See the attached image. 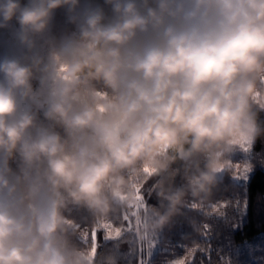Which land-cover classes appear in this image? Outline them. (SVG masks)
<instances>
[{
  "label": "clouds",
  "instance_id": "clouds-1",
  "mask_svg": "<svg viewBox=\"0 0 264 264\" xmlns=\"http://www.w3.org/2000/svg\"><path fill=\"white\" fill-rule=\"evenodd\" d=\"M0 30V264H100L129 225L151 244L264 135V0H0Z\"/></svg>",
  "mask_w": 264,
  "mask_h": 264
},
{
  "label": "rangeland",
  "instance_id": "rangeland-1",
  "mask_svg": "<svg viewBox=\"0 0 264 264\" xmlns=\"http://www.w3.org/2000/svg\"><path fill=\"white\" fill-rule=\"evenodd\" d=\"M87 2L102 6V0H81L82 5ZM15 27L16 26L13 25V28ZM73 30L74 26L68 23L66 12L63 9L58 10L55 13L54 21L51 27L52 34L58 37L61 34L71 32ZM17 47L18 45L12 35V32L8 30H0V57L15 51ZM230 159L233 168L230 171H225L219 175L218 186H216L213 191H239L233 195V198L238 203L237 204L235 202V207L237 208V206L240 205L242 211L245 212L246 188L254 172L260 168L264 169V135L258 137L249 149H238L235 151L231 155ZM224 206V203H213V201H211L205 206V208L213 209L217 211V214H221L219 209L224 208ZM146 207H148V205H146ZM233 207L234 206H232L231 209H233ZM83 213L84 211L75 210L71 213V218L78 223L81 228L88 227L90 224L88 214L83 215ZM237 215L238 212L232 216L231 220L234 222L235 230L242 225L245 219L241 216L235 220ZM78 220L82 222L87 221V223H80ZM211 225L216 226L215 224ZM230 225L232 224H229V226ZM229 226H224L222 230L227 231ZM206 230L207 232L209 231V229ZM222 230L220 227L216 228V234L218 237L214 239V242H223L224 239L221 234H219ZM96 242L98 245L97 253L100 264H105L106 257H110L113 264H168L169 261L182 259L186 255V264H192L196 259L198 251L197 248H193L192 255H188L189 250L185 252L172 253L170 256L164 255L168 248L163 240V232H161L158 236L153 237V242L151 244H147L138 241L136 232L131 225H129V230L124 231L119 237L113 238H109L107 231L101 229L96 233ZM156 257L159 258L156 260ZM246 258H249V261L246 260ZM221 261L222 262H219V264H223V256ZM246 261H248V264H264V234L247 242V244L241 247L240 250L235 252L232 261L233 264H244Z\"/></svg>",
  "mask_w": 264,
  "mask_h": 264
},
{
  "label": "trees",
  "instance_id": "trees-1",
  "mask_svg": "<svg viewBox=\"0 0 264 264\" xmlns=\"http://www.w3.org/2000/svg\"><path fill=\"white\" fill-rule=\"evenodd\" d=\"M102 6H104V0H102ZM105 10L108 11L107 8ZM259 120L262 126H264V112L260 113ZM153 183L154 181L150 180L145 185L143 197L146 205L158 207L159 202L152 191ZM183 183L181 173V175L176 177L174 185L180 187ZM238 192L213 191L211 201L213 203L221 202L225 204L224 208L219 209L221 214H217V211L213 209H206L205 206L203 208L196 207L189 197V202L193 206L184 209L185 214L177 217L171 227L163 230V240L168 248L164 255L170 256L172 253L185 252L187 250L192 251L193 248H197V256L192 264H195V261L196 264H219V262H222V256L224 257L223 264H233V257L237 250H240L241 247L252 239L264 234V169L260 168L254 172L246 188L245 212L242 211L240 205L237 208L235 207L237 202L233 198V195ZM232 206H234L233 209H231ZM236 212H238V215L235 220L241 216L245 219L242 225L235 230L234 222L231 220ZM86 214V212L83 213V215ZM191 221H195L197 227L200 229L199 232L194 230ZM80 223H87V221H80ZM211 224H215L216 226H212ZM229 224L232 225L229 226ZM226 225L229 226V229L227 231L222 230ZM218 227L222 230L219 234L223 237V242H214V239L218 237L216 234V228ZM206 229H209V231L207 232ZM158 258L156 257V260ZM248 259L246 258V260ZM248 261L244 264H248Z\"/></svg>",
  "mask_w": 264,
  "mask_h": 264
}]
</instances>
